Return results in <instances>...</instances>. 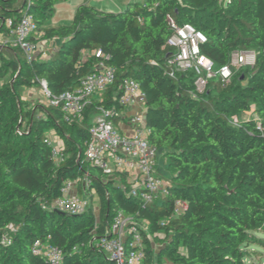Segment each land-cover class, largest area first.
<instances>
[{
	"label": "trees",
	"instance_id": "trees-1",
	"mask_svg": "<svg viewBox=\"0 0 264 264\" xmlns=\"http://www.w3.org/2000/svg\"><path fill=\"white\" fill-rule=\"evenodd\" d=\"M65 1L0 0V81L6 79L0 83V264H51L33 253L37 241L63 251L59 264H116L102 242L113 237L109 230L118 212L140 227L142 264H247L257 254L252 246L264 249V0H146L116 14L86 0L71 25L46 27ZM26 14L34 17L40 40L59 41L48 61L36 56L29 62L22 50L1 44L7 21ZM173 23L206 36L202 54L217 69L243 52L254 54V67L236 70L228 83L214 78L205 93H197L193 73L170 75ZM103 62L115 70L116 84L92 101L83 120L65 122L50 102ZM128 78L146 94L149 140L172 174L161 203L142 204L129 194L125 175L85 158L101 109L126 112L119 99ZM43 84L47 104L23 100L24 89ZM248 112L255 117L240 118ZM112 120L119 126L120 119ZM50 132L63 144L58 163ZM68 182L97 196L99 217L91 197L81 215L54 207ZM178 199L188 208L175 217Z\"/></svg>",
	"mask_w": 264,
	"mask_h": 264
},
{
	"label": "built area",
	"instance_id": "built-area-1",
	"mask_svg": "<svg viewBox=\"0 0 264 264\" xmlns=\"http://www.w3.org/2000/svg\"><path fill=\"white\" fill-rule=\"evenodd\" d=\"M8 33L2 41L5 48L22 50L28 61L36 57L38 41L42 33L31 15H24L18 22L7 21ZM172 36L168 47L175 50L168 65L170 75L193 73L195 87L199 94L205 93L212 79L220 77L223 82H230L236 70L254 67L249 63L252 53L234 54L230 64L216 68L215 63L202 54V46L207 43L206 36L192 25L172 24ZM32 39H35L34 42ZM98 57L102 56L98 52ZM2 66L0 60V67ZM115 70L105 62L98 71L82 79L75 89L66 92L62 97L51 101V105L62 111L63 119L69 124L83 120L87 107L93 100L100 99L116 84ZM43 89L47 98L50 94L45 84ZM119 103L126 109L135 107L134 114L117 113L115 110L101 109L102 114L96 118L86 142V161L107 173L117 172L125 175L131 186L129 194L142 204L161 203L169 196L168 183L159 175L160 151L150 143L151 130L146 123L147 99L140 84L133 79H126L122 84ZM120 119L127 125L131 133L119 128L112 119ZM237 122V121H236ZM52 154L58 163L63 158V146L50 142ZM78 182H68L62 188L61 197L55 201L54 207L71 216L81 215L86 211L87 202L79 197L70 196ZM188 208V203L178 199L174 205V216H180ZM164 225V223H163ZM133 220L118 212L112 222L110 233L113 236L103 240L102 248L107 256L116 264H142L144 260V240ZM33 253L46 259L51 264H59L63 260V251L49 242L37 241Z\"/></svg>",
	"mask_w": 264,
	"mask_h": 264
},
{
	"label": "crops",
	"instance_id": "crops-1",
	"mask_svg": "<svg viewBox=\"0 0 264 264\" xmlns=\"http://www.w3.org/2000/svg\"><path fill=\"white\" fill-rule=\"evenodd\" d=\"M78 1H79L78 3H82V5L86 3V0H78ZM145 1L146 0H89V4H90L91 7L95 8V9H97L99 11H102V12H105V13H115L116 14V13L121 12L131 2L144 3ZM60 5H61V3L57 5L56 12H57V9H58V7ZM66 6H67L66 8H70V11H71L70 17H67L68 15L61 14V15H59V17L61 19L58 22L50 21L46 25V27H48V28H56V27H59V26H69V25H71L73 23V21L75 19V16H76V11H77L78 7L77 6L69 7V5H66ZM40 44H41V48L42 49H41V51H39L37 53L36 56L41 57L42 60L48 61L56 54V52L58 50L59 41L57 39H51V40L43 39V41H41ZM33 89L39 90V93H37V94H39L42 97L44 96L45 91H44L43 88H35L34 87V88L27 89V90H33ZM23 100H25V99H23ZM47 103H48V98L44 97L43 98V104H47ZM137 111H138V109H136L135 107H132L130 109H127V114H134ZM119 128L121 130L129 133V134L131 133V129L127 125H124L123 123L119 124ZM50 134L51 135H55L54 132H50ZM55 143H57V145H59V146H63L61 140L57 136H56ZM78 185L79 184H77L76 187L72 190V192L70 193V196H76L77 195V197H79V188L78 187L80 185L79 186ZM164 264H171V263L169 261H164Z\"/></svg>",
	"mask_w": 264,
	"mask_h": 264
},
{
	"label": "rangeland",
	"instance_id": "rangeland-1",
	"mask_svg": "<svg viewBox=\"0 0 264 264\" xmlns=\"http://www.w3.org/2000/svg\"><path fill=\"white\" fill-rule=\"evenodd\" d=\"M229 1V0H228ZM79 1L78 0H69V1H65L63 3H61V5L58 7L57 9V12L55 13V16L51 19L52 22H58L61 18L59 17V15L63 14V15H68L67 17H70V8H66L67 6L66 5H69V7L73 6H77L79 7L80 5H82V3H78ZM80 4V5H79ZM64 7V8H63ZM76 7V8H77ZM109 12V11H108ZM57 14V15H56ZM41 41L43 40H39L38 41V45H37V51H36V55L39 51H41ZM249 63L253 64L255 59L254 57L252 56H249V59H248ZM253 67H250V69H252ZM237 72L239 71H234V75L237 74ZM236 73V74H235ZM233 75V76H234ZM6 81V79H5ZM4 80L0 81V83H4L5 82ZM243 81V80H242ZM243 85H246V82L243 81ZM28 89V88H27ZM27 89H24L23 90V99L26 100V102H28L31 106L32 105H36V104H42L43 103V98H47L46 94H44V96H40L39 94V90H27ZM207 90V89H206ZM39 95V96H38ZM252 117H255L254 113L253 112H248V113H244L242 115V117H240L241 119H248V118H252ZM235 121H237L235 119ZM50 135V140L52 143L54 144H57L55 143V140H56V136L55 135ZM159 175L167 182V183H171L172 181V174L170 173V171L168 170V163H167V160L165 159L164 157V154L163 152L160 153L159 155ZM79 186V185H78ZM79 188V197L82 201H85V202H89L90 200V197L92 198V201H93V207H94V210H95V213L97 215V217H99V203H98V198L95 194H93L92 196H88L86 194V187L85 185L82 187H78ZM163 236V235H162ZM164 237V236H163ZM160 244H155V249L156 250H159V248L161 246H159ZM252 251H256L257 254H255L248 262L247 264H264V249L260 248V247H257V246H252L251 247Z\"/></svg>",
	"mask_w": 264,
	"mask_h": 264
}]
</instances>
